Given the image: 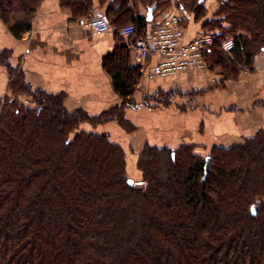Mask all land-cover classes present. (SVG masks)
Wrapping results in <instances>:
<instances>
[{"label":"trees","instance_id":"trees-1","mask_svg":"<svg viewBox=\"0 0 264 264\" xmlns=\"http://www.w3.org/2000/svg\"><path fill=\"white\" fill-rule=\"evenodd\" d=\"M42 1L0 0V20L22 39ZM205 1L178 0L176 7L205 20L215 41L207 61L249 66L264 51V0H216L210 19ZM99 2L113 27L133 24L137 36L154 24L140 7L161 12L172 4ZM61 4L78 19L90 17L93 0ZM230 38L235 48L228 53L221 44ZM128 55L115 51L104 60L123 103L90 116L69 111L65 94L32 90L12 68L11 52L0 49L11 94L34 103L0 97V264H264V133L205 157L193 145L147 146L137 165L143 180L134 182L122 146L107 133L80 129L109 121L134 129L124 109L143 74L126 66Z\"/></svg>","mask_w":264,"mask_h":264},{"label":"crops","instance_id":"crops-1","mask_svg":"<svg viewBox=\"0 0 264 264\" xmlns=\"http://www.w3.org/2000/svg\"><path fill=\"white\" fill-rule=\"evenodd\" d=\"M140 9L147 18L148 10ZM105 11L106 5L93 0L90 17ZM90 17L75 19L61 0H43L33 29L22 39L16 38L0 20V49L11 52L12 68L23 74L32 90L65 94L69 111L82 109L90 116H99L123 103L104 66L106 56L123 50L129 54L126 66L140 67L141 72L158 58L143 62L132 44L116 31L94 35L84 22ZM158 17L157 22L162 19ZM204 21L187 15L184 43L205 33ZM210 64L206 70L153 80L143 74L131 97L136 106L124 109L125 118L134 127L132 131L118 121L97 126L84 123L80 129L107 133L111 141L122 146L127 175L137 180L142 178L137 167L139 156L147 146L175 150L193 145L196 153L205 157L214 148L229 149L264 133V51L256 54L249 66L238 65L235 70ZM10 80V70L0 63V97L9 94ZM141 88L150 94H175L176 98L166 105H141Z\"/></svg>","mask_w":264,"mask_h":264},{"label":"built area","instance_id":"built-area-1","mask_svg":"<svg viewBox=\"0 0 264 264\" xmlns=\"http://www.w3.org/2000/svg\"><path fill=\"white\" fill-rule=\"evenodd\" d=\"M159 22H154L146 36H137L133 24L115 29L102 15H94L84 22L94 35H105L116 31L120 37L129 41L143 62L150 57H157L156 63L148 64L142 74L153 80L175 76L180 73L208 69L207 51L214 45L211 34L197 35L191 42L184 43L185 28L183 20L177 12L162 15ZM225 52L235 48L233 39H227L221 44ZM15 98L10 96L8 102ZM24 103L29 100L24 99Z\"/></svg>","mask_w":264,"mask_h":264},{"label":"rangeland","instance_id":"rangeland-1","mask_svg":"<svg viewBox=\"0 0 264 264\" xmlns=\"http://www.w3.org/2000/svg\"><path fill=\"white\" fill-rule=\"evenodd\" d=\"M176 3H177V1H173L172 0V4H171V6H169V7H167V8H165L164 10H161V12H155L154 13V22H157L158 21V19H159V15L160 16H162V15H167L168 13H170V12H172V11H174V12H177V13H180L181 14V16L183 17V19L186 21V19H187V15L189 16V15H192V13H190V12H188V13H186V12H183V13H181L179 10H178V8L176 7ZM205 6L207 7V11H208V17H211L213 14H214V12L217 10V8H218V3H217V1L215 0V2H212V1H210V0H206L205 1ZM141 10V9H140ZM148 14V13H147ZM216 71H218V69L216 68ZM140 90V92H142V97H141V101H140V104L141 105H145V106H148V105H166V104H169V103H171V101L172 100H174L175 98H176V95L175 94H168V95H165L163 92H156V93H152V94H150L149 92H147V91H144L143 90V88H141V89H139ZM5 96H13V98H17L16 100H15V102H19V103H23V104H25L26 106H34V103H33V101H32V99L31 98H29V97H26V96H18V97H16V96H14V95H12L11 94V91L9 90V94H7V95H5ZM24 99H26V100H29V103L27 104V103H24L23 102V100ZM129 105H133V106H136V102H135V100L134 99H132L131 101H130V103H129ZM179 149V148H178ZM172 150V149H171ZM175 150H177V149H175ZM195 152H196V150H195ZM210 155V154H209ZM129 167H130V164H129ZM140 171V170H139ZM141 172V174H142V178L140 179V180H137V179H135L134 177H129L128 176V178L129 179H131V180H133L134 182H140V181H142L143 180V173H142V171H140Z\"/></svg>","mask_w":264,"mask_h":264},{"label":"water","instance_id":"water-1","mask_svg":"<svg viewBox=\"0 0 264 264\" xmlns=\"http://www.w3.org/2000/svg\"><path fill=\"white\" fill-rule=\"evenodd\" d=\"M201 2H204V0H201ZM156 7H152L148 10L147 14V20L148 22H153L154 21V12H155ZM210 163V158H207V167L209 166Z\"/></svg>","mask_w":264,"mask_h":264}]
</instances>
